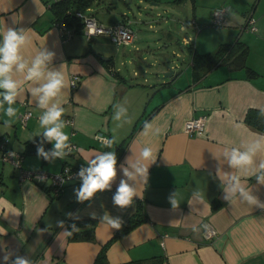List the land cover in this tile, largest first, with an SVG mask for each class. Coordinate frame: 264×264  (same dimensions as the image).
Returning a JSON list of instances; mask_svg holds the SVG:
<instances>
[{"label":"crops","instance_id":"crops-1","mask_svg":"<svg viewBox=\"0 0 264 264\" xmlns=\"http://www.w3.org/2000/svg\"><path fill=\"white\" fill-rule=\"evenodd\" d=\"M55 1L0 0V39L8 28L24 29L31 41L22 51L25 59L31 61L44 48L56 54L52 66L63 72L66 83L59 97L65 110L62 118L68 122L65 131L70 141L77 146L65 160L52 163H43L37 154H26L22 166L57 173L66 165L86 167L85 161L98 152L115 151L117 176L110 191L78 203L74 194L81 183L78 177L66 180L63 190L55 194L49 180L37 184L20 179L18 169L0 162V264H5V255L9 256L8 264L16 256L29 258L33 264H94L101 247L116 231L98 218L108 212L124 222L135 211L137 202L143 203L146 219L107 244L106 256L111 264L151 256L162 258L161 264H264V209L252 207L238 197L230 203L225 201L217 175L218 169L220 175L234 171L264 202V185H258L250 174L232 170L222 158L224 149L264 134V130L246 120L250 111H264V0H122L128 2L127 9H120L116 0H98L99 7L119 14L107 26L121 20L123 14L130 18L124 10L128 11L132 2L148 14H159V10L190 14L185 19L188 25L182 24L181 28L200 30L194 40L182 39L185 46L189 45L191 67L190 81L182 85L178 84L177 73L170 80L159 79V73L153 79H137L136 70L131 74L127 67L122 68L127 62L134 63L137 56L149 70L158 65V57L150 53L148 37L115 45V57L105 41L87 40L81 29L75 31L68 26L71 37L63 38L49 8ZM141 3L145 4L141 7ZM219 6L228 7L224 25L207 26L212 10ZM89 8L93 13L92 6ZM250 14L255 18V30L244 28ZM134 21L144 24L147 20ZM98 22L104 26L103 21ZM165 37H172L171 30L166 31ZM236 40L247 46L246 64L256 75L249 76L240 67L236 53L197 75L191 64L193 52L215 51L220 44ZM159 48L161 52L167 50V41ZM175 55L179 57V53ZM101 56H112L113 60L106 63L108 59ZM172 69L170 64L161 70L165 73ZM73 76L79 80L72 90ZM15 78L22 81L13 105L18 109L17 117L11 127H5L3 122L8 118L0 111V137H5L11 148L23 152L25 141L37 138V133L43 131L38 120L43 110L30 94L35 84L24 81L20 74ZM117 104L127 109L126 119H113ZM26 110L31 111V116L22 125L20 115ZM199 115L207 116L205 132L186 133L185 120ZM145 122L161 128L162 134L143 135ZM98 134L109 139L114 136L116 143L112 148L103 147ZM145 146L153 148L156 162L149 167L147 184L136 186L140 196L134 198L132 206L120 209L112 202L119 181L124 178L120 166L127 167L129 157V163L134 162ZM256 159L257 163L264 160V153ZM197 189L204 193L203 202L193 196ZM174 192L180 203L177 209L169 202ZM68 213L79 218H92L95 213L93 238H69L64 233L68 230L67 220L73 219ZM61 220L64 228L57 227ZM203 224L213 228L216 235L206 238ZM193 226L200 228L199 233L193 232Z\"/></svg>","mask_w":264,"mask_h":264},{"label":"clouds","instance_id":"clouds-1","mask_svg":"<svg viewBox=\"0 0 264 264\" xmlns=\"http://www.w3.org/2000/svg\"><path fill=\"white\" fill-rule=\"evenodd\" d=\"M91 34H103V32L94 31ZM30 43L31 41L24 29L8 28L0 39V111H3V114L8 118L3 123L5 127H11L17 117L18 109L13 105L17 102L22 81L17 80L15 76L20 74L24 77V81L35 84L30 88V94L35 98L37 107L43 110L38 118L39 127L43 131L36 135L42 136V140L37 146L38 158L49 163L57 159L65 160L75 150L70 143L69 134L65 131L68 122L62 118L65 110L59 100L62 90L66 87L65 76L60 69L52 66L56 54L48 48L40 50L31 61L25 59L22 51ZM114 109V120L126 119L127 109L124 106L117 104L114 105ZM142 134L159 136L162 134V130L159 127H154L152 122H145ZM97 139L106 148H112L116 143L114 136L111 139L103 136L97 137ZM45 142L53 145L48 151L43 146ZM261 153H264V134L257 135L255 139L239 146L224 149L222 158L232 170L250 174L255 177L258 185H264V160L257 163L256 159ZM9 155L15 156V152H11ZM215 158L217 157L215 156ZM129 160L130 157L127 158V167L120 166L124 178L119 181V185L112 196L113 205L120 209L132 206L134 198L140 196L136 186L138 183L147 184L149 167L156 162V157L153 148L145 146L134 162L129 163ZM85 162L87 166H81L77 173V177L81 181L80 186L74 189L78 203L92 200L99 192L110 191L117 176L115 151L98 152L92 159ZM219 172L218 169L217 175L221 182L225 201L230 203L238 197L242 202H246L252 207L264 209V202H261L245 186L240 175L235 174L234 171L223 172V175H220ZM193 196L200 202L204 201V193L199 189L193 192ZM176 197L177 192L172 193L169 197L173 209L179 208L180 205ZM67 215L69 218H79L73 213ZM92 218L97 219L95 213L92 214ZM98 219L100 223L109 226L111 229L120 230L123 224L119 217H113L108 212H104ZM57 227L64 228L65 222L63 220L57 221ZM201 227L205 233L211 232L208 224H203ZM70 229V231H64L68 236L81 231L75 223L70 225ZM192 230L199 233L200 228L193 226ZM41 231H46V229ZM3 260L5 264H8L9 256L5 255ZM11 264H33V262L29 258L16 256Z\"/></svg>","mask_w":264,"mask_h":264},{"label":"rangeland","instance_id":"rangeland-1","mask_svg":"<svg viewBox=\"0 0 264 264\" xmlns=\"http://www.w3.org/2000/svg\"><path fill=\"white\" fill-rule=\"evenodd\" d=\"M108 2V0H106ZM137 1V0H136ZM138 2V1H137ZM100 3H103L101 1ZM114 3H117L119 5L120 9H127V1H122V0H116ZM140 3V2H139ZM138 3V4H139ZM145 3H141V7ZM130 5V9L124 10L126 12H129L128 14L130 15L131 19V27L135 30L136 32V38L135 40H144L142 37H148L147 40L150 42V53L153 54L155 53L156 56L158 57V65L151 67L150 70L145 66L146 62L142 59L139 58V56L135 57L134 63L132 62H127L122 68L127 67V69L130 70V73L132 74L133 70H136L137 75L135 78H140L142 79L143 76H146L147 78H155L156 73H159V79H169L170 77H165L163 75V71L161 70L164 65L166 67L170 64H173L174 69V74L177 73V79H178V84L182 85L186 81H190V63H189V45L185 46L183 44V37L188 38L189 40H194L196 34L199 32V29H191L190 27H186L188 23L186 22L187 16H190L188 12L181 11L180 13L172 14L170 11L165 12L159 10V14H148L145 12V9L138 10V6L132 2ZM92 12L94 16L100 20L103 21L104 26L108 27L107 23L110 22V19L118 17L119 14L113 15L110 14V11L99 7L98 0L94 1L92 5ZM117 13L118 10H116ZM141 18L142 20H147L146 23L142 24L141 21L135 22L134 20ZM182 22L186 23L185 29L181 28ZM193 24V23H192ZM208 24L207 26H209ZM214 26V25H213ZM190 28V29H189ZM138 29V31H137ZM171 30L172 37L169 39H166V31ZM138 35V36H137ZM86 38V37H85ZM87 39V38H86ZM89 40V39H87ZM90 40H103L106 42V46L108 49L111 51L110 54L115 57L118 54V48L115 46L114 43H112L110 37L103 33L99 35H94L91 37ZM163 41H167V46L169 47L167 50L163 49L161 52V49L159 46L162 44ZM171 51H174L171 53ZM179 53V57L175 55V53ZM170 60L169 64L167 61ZM119 62V61H118ZM149 70L150 73L144 72V70ZM145 70V71H146ZM169 71V70H168ZM128 77H126L127 79ZM134 78V80H135Z\"/></svg>","mask_w":264,"mask_h":264},{"label":"trees","instance_id":"trees-1","mask_svg":"<svg viewBox=\"0 0 264 264\" xmlns=\"http://www.w3.org/2000/svg\"><path fill=\"white\" fill-rule=\"evenodd\" d=\"M95 0H57L52 2L49 6L50 11L54 15V19L56 20H63L67 26L73 28V30L77 31L80 29L82 23L81 21L74 15V11L79 10H86V8L91 7ZM174 1H181V0H174ZM191 40H188V42ZM191 47V46H190ZM248 52L247 46L236 40L234 43H222L215 51L207 52L204 54H198L193 52L191 64L197 70V75H199L200 71L204 69H209L213 65L227 61L229 57L236 53V61L239 62L240 67L244 68L245 71L249 76L256 75L257 73L247 66L246 64V55ZM113 60V57L110 56L106 63H110ZM78 81L73 85L72 90L77 86ZM246 120L251 125L264 130V111H250L246 115ZM42 140V136H38L35 139L27 140L24 143L23 155L26 154H37V146L40 144ZM44 148L46 151L52 148L51 143H44ZM20 152V151H19ZM43 163H47V161L42 159ZM146 219V214L144 212L143 203L137 202V206L133 214L129 216L122 224L120 230H116L111 239L108 241L115 240L116 238L120 237L121 235L127 233L139 223ZM75 223L78 228L87 227L88 229L81 230L78 233H74L69 238H82L88 237L93 238V229L96 225V219L92 218H78V219H69L67 220L66 224L68 230L70 231V225ZM103 245L98 252L94 264H111L107 260L106 256V246L107 244ZM162 258L158 256H151L144 259H133L117 264H161Z\"/></svg>","mask_w":264,"mask_h":264},{"label":"built area","instance_id":"built-area-1","mask_svg":"<svg viewBox=\"0 0 264 264\" xmlns=\"http://www.w3.org/2000/svg\"><path fill=\"white\" fill-rule=\"evenodd\" d=\"M228 7L219 6L212 10L211 18L209 21L210 25L222 26L224 25L225 15L227 13ZM74 15L81 21L82 25L80 27L82 34L87 38L91 39L94 31L99 33H107L111 39V41L117 46L125 45L130 42H133L136 38V32L131 27V19L126 14H123L122 19L114 22L108 27L103 26L98 22L93 13H91V9L88 7L86 10H75ZM191 23H193L191 21ZM185 25V22H182ZM56 25L60 30V33L63 38L69 39L71 37L72 30L66 25L63 20H57ZM91 25V27H90ZM244 28L249 30H255V18L250 14L244 24ZM99 35V34H95ZM189 40V39H188ZM185 39L186 42H188ZM79 80L78 77L73 76L71 82L73 85ZM31 116V111L26 110L23 114L20 115V122L22 125L26 123V120ZM207 116L199 115L196 117H190L184 122V131L190 135L192 134H200L205 132V124H206ZM101 135L98 134L97 137ZM73 145V148L76 149L77 146L75 143L70 141ZM15 152V156L9 155V153ZM24 155L16 151L15 149L9 146L8 140L5 137H0V162L1 163H9L14 168L19 171L20 179H27L33 181L35 183H43L49 180L50 187L52 188L55 194H59L63 188L65 181L71 178H76L77 173L81 167L78 168H70L67 165L63 167L60 172L52 173L46 170H27L22 166V160ZM210 233H205L204 236L206 238H211L216 235V231L213 228H210Z\"/></svg>","mask_w":264,"mask_h":264},{"label":"water","instance_id":"water-1","mask_svg":"<svg viewBox=\"0 0 264 264\" xmlns=\"http://www.w3.org/2000/svg\"><path fill=\"white\" fill-rule=\"evenodd\" d=\"M101 58L105 59V60L109 59V57H107V56H101ZM163 75L165 77H172V75H174V72L172 70H169V71L165 72Z\"/></svg>","mask_w":264,"mask_h":264},{"label":"bare ground","instance_id":"bare-ground-1","mask_svg":"<svg viewBox=\"0 0 264 264\" xmlns=\"http://www.w3.org/2000/svg\"><path fill=\"white\" fill-rule=\"evenodd\" d=\"M93 10V9H92Z\"/></svg>","mask_w":264,"mask_h":264}]
</instances>
